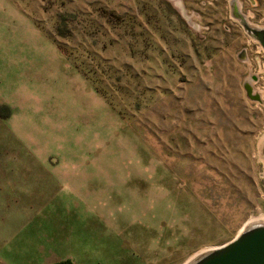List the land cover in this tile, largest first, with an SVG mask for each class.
I'll use <instances>...</instances> for the list:
<instances>
[{"label":"rangeland","instance_id":"rangeland-1","mask_svg":"<svg viewBox=\"0 0 264 264\" xmlns=\"http://www.w3.org/2000/svg\"><path fill=\"white\" fill-rule=\"evenodd\" d=\"M242 20L264 0H0V264H185L264 213Z\"/></svg>","mask_w":264,"mask_h":264},{"label":"water","instance_id":"water-1","mask_svg":"<svg viewBox=\"0 0 264 264\" xmlns=\"http://www.w3.org/2000/svg\"><path fill=\"white\" fill-rule=\"evenodd\" d=\"M242 22L264 49V28L249 26L244 20ZM245 87L251 98H259L251 93L247 82ZM262 151L264 154V145ZM188 264H264V224L243 227L232 239L195 257Z\"/></svg>","mask_w":264,"mask_h":264},{"label":"bare ground","instance_id":"bare-ground-1","mask_svg":"<svg viewBox=\"0 0 264 264\" xmlns=\"http://www.w3.org/2000/svg\"><path fill=\"white\" fill-rule=\"evenodd\" d=\"M249 85V84H248ZM250 87V86H249ZM264 141V136L260 139V142H259V145H261V147L263 146V142ZM253 224H264V213L260 214L258 217H255V218H251V219H248L245 224L239 229V231L243 228V227H246V226H250V225H253ZM220 246V245H219ZM218 247V246H216ZM216 247H212V248H208L202 252H200L199 254L195 255L194 257L190 258L189 260L186 261L185 264H188L191 260H193L195 257L199 256V255H202L206 252H208L209 250H212Z\"/></svg>","mask_w":264,"mask_h":264},{"label":"trees","instance_id":"trees-1","mask_svg":"<svg viewBox=\"0 0 264 264\" xmlns=\"http://www.w3.org/2000/svg\"><path fill=\"white\" fill-rule=\"evenodd\" d=\"M51 264H71V261L69 259H64V260L53 262Z\"/></svg>","mask_w":264,"mask_h":264}]
</instances>
